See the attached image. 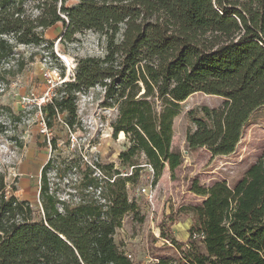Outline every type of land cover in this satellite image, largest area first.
Wrapping results in <instances>:
<instances>
[{
    "label": "trees",
    "instance_id": "trees-1",
    "mask_svg": "<svg viewBox=\"0 0 264 264\" xmlns=\"http://www.w3.org/2000/svg\"><path fill=\"white\" fill-rule=\"evenodd\" d=\"M66 1L0 0V66L9 65L19 45L43 46V31L58 22L62 38L84 30L104 36L105 55L79 59L73 78L41 111L47 128L60 114L72 127L76 94L101 85L104 106L117 109L113 136L123 132L127 141L120 167L131 170L123 175L112 163L97 164L100 175L88 177L77 199L72 193L64 199L49 186L48 159L40 210L18 198L15 186L10 191L0 171V264H139L114 236L126 216L144 220L128 196L141 169L151 170L155 184L166 167L174 178L183 164L172 145L181 102L196 92L224 98L219 108L188 112L194 128L185 134L187 149L205 148L211 156L234 153L264 110V0ZM189 190L202 200L183 208L191 218L187 239L173 236L179 211H170L159 224L164 247L151 253L150 264H264V148L232 186L193 179Z\"/></svg>",
    "mask_w": 264,
    "mask_h": 264
},
{
    "label": "rangeland",
    "instance_id": "rangeland-1",
    "mask_svg": "<svg viewBox=\"0 0 264 264\" xmlns=\"http://www.w3.org/2000/svg\"><path fill=\"white\" fill-rule=\"evenodd\" d=\"M79 1L67 0L66 4L74 6ZM63 33L62 23H56L43 31L46 39L43 46L19 45V53L9 65L0 66V171L5 173L8 189L11 191L15 186L14 194L28 200L36 210L41 207V168L48 159L53 160L47 173L50 188L64 199L72 193L75 200L76 191L81 193L88 177L100 175L97 164L112 163L121 168L118 155L127 147L125 136L120 133L113 136L111 123L117 109L104 106L101 85L76 94L77 120L72 127L65 124L64 114L58 115L50 128L45 126L41 107L62 82L73 78L78 60L103 57L106 53L105 37L94 31L84 30L69 39L62 38ZM224 102L220 96L202 92L193 93L181 102L180 113L173 122L172 145L181 151L184 161L175 177L171 178L165 170L153 184L151 170L144 167L138 183L128 186V196L135 201L144 220L137 223L126 216L114 238L134 262L150 264L151 253L164 247L159 224L167 220L170 211H179L178 221L171 226L173 236L180 241L187 239L191 218L183 208L202 200L189 190L191 180L197 179L204 186L225 180L232 186L264 148V110H259L234 153L211 156L205 148L187 149L185 134L194 128L188 112L195 110L201 115L203 106L219 108ZM52 139L56 140L55 149ZM142 160L143 155L139 162ZM130 170L129 165L121 168L123 175ZM72 185L80 186V191L73 190ZM149 189L153 192L151 199Z\"/></svg>",
    "mask_w": 264,
    "mask_h": 264
},
{
    "label": "built area",
    "instance_id": "built-area-1",
    "mask_svg": "<svg viewBox=\"0 0 264 264\" xmlns=\"http://www.w3.org/2000/svg\"><path fill=\"white\" fill-rule=\"evenodd\" d=\"M148 194H149V196H148L149 199H151L152 198V194H153V192L151 191V189L148 190ZM128 257H130V256L128 255Z\"/></svg>",
    "mask_w": 264,
    "mask_h": 264
},
{
    "label": "bare ground",
    "instance_id": "bare-ground-1",
    "mask_svg": "<svg viewBox=\"0 0 264 264\" xmlns=\"http://www.w3.org/2000/svg\"><path fill=\"white\" fill-rule=\"evenodd\" d=\"M120 136H121V137H124V133H123V132H121V133H120Z\"/></svg>",
    "mask_w": 264,
    "mask_h": 264
},
{
    "label": "crops",
    "instance_id": "crops-1",
    "mask_svg": "<svg viewBox=\"0 0 264 264\" xmlns=\"http://www.w3.org/2000/svg\"><path fill=\"white\" fill-rule=\"evenodd\" d=\"M149 169V168H148ZM168 170V168L166 167V171ZM149 171H150V169H149ZM150 173H151V171H150ZM150 176H151V174H150Z\"/></svg>",
    "mask_w": 264,
    "mask_h": 264
}]
</instances>
